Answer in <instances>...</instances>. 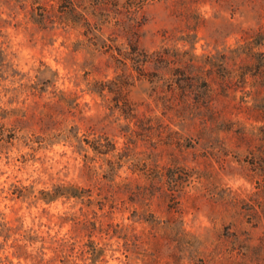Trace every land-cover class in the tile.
<instances>
[{"label":"rangeland","instance_id":"rangeland-1","mask_svg":"<svg viewBox=\"0 0 264 264\" xmlns=\"http://www.w3.org/2000/svg\"><path fill=\"white\" fill-rule=\"evenodd\" d=\"M61 5L0 0V264H264V0H146L140 71Z\"/></svg>","mask_w":264,"mask_h":264},{"label":"trees","instance_id":"trees-1","mask_svg":"<svg viewBox=\"0 0 264 264\" xmlns=\"http://www.w3.org/2000/svg\"><path fill=\"white\" fill-rule=\"evenodd\" d=\"M107 0H94L91 5V14L93 13L100 14V16L108 17L110 13L105 9V4ZM146 0H134L133 3L135 8L132 10V16L134 19L132 24H123L120 23L119 27L125 31L126 35V44L115 45L112 42L114 40H109V42H99L97 36L94 33V30L91 28L87 17L85 16V9L78 10V3L76 0H60L61 2V15L60 21L64 24V26L77 27L82 26L86 34L89 35V40H91V44L94 46V50L102 49V53H107L110 58L114 61H117L123 65L128 60H132L135 63V69L137 71L141 70V65L149 60L148 54L140 49L137 44V26L138 21H136L135 13L138 11V8L145 2ZM111 5L116 6L117 3H111ZM99 10V13H98ZM120 11L115 8L111 12L113 15L118 14ZM158 58L161 57V53H156ZM97 91L98 89H91Z\"/></svg>","mask_w":264,"mask_h":264}]
</instances>
